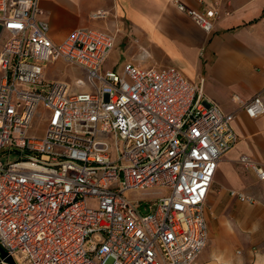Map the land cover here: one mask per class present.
<instances>
[{
    "label": "built area",
    "instance_id": "obj_1",
    "mask_svg": "<svg viewBox=\"0 0 264 264\" xmlns=\"http://www.w3.org/2000/svg\"><path fill=\"white\" fill-rule=\"evenodd\" d=\"M173 3L212 31L217 10ZM42 13L40 0H0V245L16 264H193L218 161L240 140L235 112L172 65L102 69L115 33L75 27L54 42ZM60 59L90 90L45 76ZM232 100L259 117L264 85ZM239 161L264 181L263 163Z\"/></svg>",
    "mask_w": 264,
    "mask_h": 264
},
{
    "label": "crops",
    "instance_id": "obj_2",
    "mask_svg": "<svg viewBox=\"0 0 264 264\" xmlns=\"http://www.w3.org/2000/svg\"><path fill=\"white\" fill-rule=\"evenodd\" d=\"M173 1L40 0V18L54 42L75 27L115 33L111 57L142 67L172 65L190 81L203 78L206 98L235 112L231 124L240 140L218 161L204 207L209 239L193 264H264V181L239 161L248 155L264 165V113L252 118L232 100L249 99L264 85V0H178L218 11L210 33ZM96 10L108 14L93 18ZM231 189L255 202L231 196Z\"/></svg>",
    "mask_w": 264,
    "mask_h": 264
},
{
    "label": "rangeland",
    "instance_id": "obj_3",
    "mask_svg": "<svg viewBox=\"0 0 264 264\" xmlns=\"http://www.w3.org/2000/svg\"><path fill=\"white\" fill-rule=\"evenodd\" d=\"M121 61L115 55L111 57L109 54L102 64V69L111 67L114 70H119V68H121V66L123 65V62ZM45 76H47L49 79H63L69 83L72 89L75 90H90L87 75L85 74V72L80 67L68 64L61 59L49 65V67L46 69ZM77 79L83 80L84 82H86V84L84 86L76 84ZM16 157L17 154L12 153L9 156V160H15ZM2 160H6V156H4Z\"/></svg>",
    "mask_w": 264,
    "mask_h": 264
},
{
    "label": "water",
    "instance_id": "obj_4",
    "mask_svg": "<svg viewBox=\"0 0 264 264\" xmlns=\"http://www.w3.org/2000/svg\"><path fill=\"white\" fill-rule=\"evenodd\" d=\"M0 256L1 259L4 260V262H8L9 264H16L14 259H12V257L8 254L6 250L3 249L1 245H0Z\"/></svg>",
    "mask_w": 264,
    "mask_h": 264
}]
</instances>
